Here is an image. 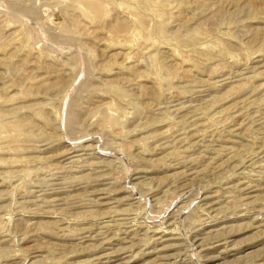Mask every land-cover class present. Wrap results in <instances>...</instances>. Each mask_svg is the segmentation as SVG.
I'll return each instance as SVG.
<instances>
[{
	"label": "rangeland",
	"instance_id": "1",
	"mask_svg": "<svg viewBox=\"0 0 264 264\" xmlns=\"http://www.w3.org/2000/svg\"><path fill=\"white\" fill-rule=\"evenodd\" d=\"M0 264H264V0H0Z\"/></svg>",
	"mask_w": 264,
	"mask_h": 264
}]
</instances>
